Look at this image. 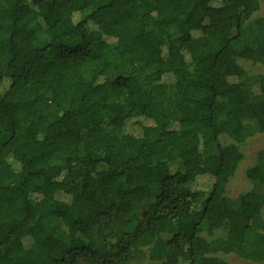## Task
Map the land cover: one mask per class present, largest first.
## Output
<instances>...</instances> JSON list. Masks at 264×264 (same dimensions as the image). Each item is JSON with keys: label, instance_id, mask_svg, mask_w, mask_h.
I'll list each match as a JSON object with an SVG mask.
<instances>
[{"label": "trees", "instance_id": "obj_1", "mask_svg": "<svg viewBox=\"0 0 264 264\" xmlns=\"http://www.w3.org/2000/svg\"><path fill=\"white\" fill-rule=\"evenodd\" d=\"M262 9L0 0V264H264Z\"/></svg>", "mask_w": 264, "mask_h": 264}, {"label": "rangeland", "instance_id": "obj_2", "mask_svg": "<svg viewBox=\"0 0 264 264\" xmlns=\"http://www.w3.org/2000/svg\"><path fill=\"white\" fill-rule=\"evenodd\" d=\"M260 16L264 17V9L259 14ZM242 66L249 71L252 75L257 74L259 71L256 68H253L250 63L242 62ZM264 148V136L256 137L253 140L252 145H247L245 150V161L241 168L240 172H237L234 179H232L230 185L227 188L228 197L233 198L239 193H245L250 189V183L246 179V171L250 168L255 162L256 159V152ZM236 264H243L234 260Z\"/></svg>", "mask_w": 264, "mask_h": 264}]
</instances>
